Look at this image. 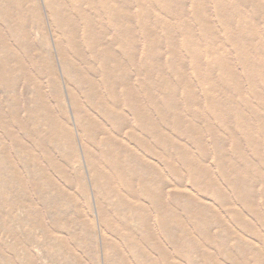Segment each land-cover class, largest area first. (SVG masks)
Wrapping results in <instances>:
<instances>
[{"label": "rangeland", "instance_id": "obj_1", "mask_svg": "<svg viewBox=\"0 0 264 264\" xmlns=\"http://www.w3.org/2000/svg\"><path fill=\"white\" fill-rule=\"evenodd\" d=\"M30 1L22 5L26 17L23 20V27L35 50L33 54L36 55L37 51L43 50L46 46L51 57L64 102V119L70 127L74 145L71 149L67 148L65 139L61 136L60 155L55 157V161L64 172L58 175L51 174L54 181L53 190L62 194L60 201L62 228L57 234L62 240L59 242L57 239H46L45 233L37 226H34L33 232H26L15 222V219H18L22 223L30 209L36 207L39 202V196L36 197L30 190L26 196L18 195L15 200L16 207L6 218L13 224L17 236L26 244L24 247L25 251L27 250L26 256H31L34 264H120L119 260L113 259L114 253L120 259L127 257L130 264H141L140 258L137 259L135 256L133 258L129 248L111 235L105 224L106 216L107 220L118 228L122 225L121 219L123 221V216L126 214L129 216L131 227L137 230L139 226L141 229L138 220L132 216V213L126 211L125 188L121 185L117 186L115 196L109 193L106 182L104 183L103 180L95 182L87 143L78 126L70 97L72 90L75 91L77 88L67 71L69 69L63 66L61 60V44L64 41L60 34L62 29L53 19L58 17L61 0H52L53 10L49 6L51 0H37L41 14L40 25L29 14L34 6L32 2L34 0ZM122 2L126 5L124 13L127 17L123 26L125 34L123 59L126 63L127 55L133 52L136 64L128 66V72L131 84L137 87L139 109L143 113H150L160 138L173 144L167 147L166 154L170 156L168 157L170 167L181 174L183 179L181 184L152 153L130 141L129 131L134 127L127 108L122 104L120 110L127 117V122L119 139L124 143V148H134L138 159L142 158L140 160L142 164L144 163L151 170L158 168L162 172L163 202L172 205L174 197L180 198L173 216L179 218L184 226L177 231L175 237L178 240L187 239L197 248L195 250L194 246L190 245L191 249L194 248L193 252L184 251L180 256L174 253L172 246L171 248L164 246L168 251L169 261L172 264H191L190 260L194 259L195 264H206L205 255H208L214 258L216 264H254V254L262 255L264 260V226L258 224L257 218L253 219L246 210L244 211L242 200L227 184V181L232 179L228 176L230 170H234L237 177L242 176L251 199H248V203H252L259 217L264 216V0H166L165 2L122 0ZM86 7L84 3L81 4L79 12L74 10L73 16L76 17V13L85 17H96L94 11H85L88 8ZM165 7L170 8V12L166 11ZM15 15L16 9L10 17ZM105 22L104 19V25L100 27L104 33L101 45L110 44L116 49L112 28L110 26L109 28ZM11 24L13 32L8 34L7 29L5 30L0 22V31L6 37L9 50L17 49L24 44L20 33L16 30L19 25ZM179 26L183 33L188 35L190 42L188 50L184 49L185 37L178 33ZM236 39L241 42L240 49H237L239 43ZM9 50H0V60L11 53ZM80 50L86 55V62L90 63L92 58L83 41ZM196 52L199 56L197 62H193L190 53L193 55ZM145 54H148L147 60L142 64ZM42 83L44 91L48 92L46 79H42ZM121 93L122 89L119 87L117 97H120ZM164 94L170 109L164 105ZM30 95L31 93L28 92V96ZM79 99L80 104L84 106L83 96ZM48 103L52 105V99H48ZM208 107L220 114L223 113L222 122L216 118L218 112L208 110ZM232 111L238 112L236 117L240 121L234 117ZM91 113L97 115L95 110ZM161 118L165 119L164 124H161ZM137 133L140 137L145 136L143 128L138 129ZM196 141H199L204 149L203 155L201 153L202 157ZM215 147L220 149L219 152ZM99 151L101 148L98 151L94 150L91 155L96 164L100 162ZM155 151L162 153V149L157 145ZM180 152L189 155L187 160H202V170L205 171V175L200 174L201 176L197 177L203 186L207 178L214 179L216 187L221 188L227 200L225 205L220 204L211 193L205 191L200 193L192 187L189 176L184 173L185 168L177 159V154ZM124 156L127 158L125 153ZM133 163L136 162H131L129 166H136L137 175L130 179L134 189L138 191L137 183L143 178V174L139 166ZM113 164H115L114 160H108L103 167L100 165V170L109 171ZM123 165H126L125 161ZM38 167H43L42 160ZM100 170L97 171L98 179ZM77 174L82 176L86 195L75 184ZM204 178L206 180H203ZM24 180L26 183L29 182L27 178ZM25 187L28 188V184ZM153 191L154 194L159 195L158 191L155 189ZM145 198L138 195L134 207L146 206ZM186 200H191L196 207H200L202 216L205 213L203 217L206 220V227L203 226L201 230L202 234L210 239L202 240L191 226L193 225L191 219L184 216L181 210ZM1 203L3 202L0 197V206ZM4 220L5 215L1 214L0 209V224ZM67 220L73 223L72 241L65 235L64 223ZM237 221H244L249 229L256 230L258 234L252 235ZM44 222L49 225L48 220ZM150 225L157 239L162 243L157 222L152 220ZM2 227L3 225H0V228ZM223 234H227V237H222ZM220 238H223L224 242H221ZM112 240L113 246L116 250H120V253L108 248L109 241ZM141 245L145 249L147 243ZM219 245L221 250L229 255L219 254L217 251ZM69 247L74 251L69 250ZM243 251L244 253L241 254ZM151 255L157 257L155 252ZM0 264L5 263L0 262Z\"/></svg>", "mask_w": 264, "mask_h": 264}, {"label": "bare ground", "instance_id": "obj_2", "mask_svg": "<svg viewBox=\"0 0 264 264\" xmlns=\"http://www.w3.org/2000/svg\"><path fill=\"white\" fill-rule=\"evenodd\" d=\"M159 1L165 2L166 0ZM29 2L31 1L0 0L1 24L5 27V30L7 29L8 34L13 32L10 27L11 23L19 25L16 30L20 33L24 43L23 46L17 49L9 50L6 37L0 31V50L4 49L11 52L0 60V197L3 202L0 209L1 214L5 215L4 222L0 224L3 225L0 228V262L5 264H34L32 257L26 256L27 250L25 251L24 248L26 244L17 236L13 224L6 218L8 213L16 207L15 200L18 195L19 197L26 196L29 190L36 197L39 196V202L36 207L30 209L22 223L18 219H15V222L21 230L26 232H33L34 226H37L45 233L46 239H57L59 242L62 240L57 236L62 228L60 221L62 194L53 190L54 181L51 174L58 175L64 172L55 161V157L60 155L61 136L64 137L67 148L74 147L70 127L64 119V102L55 76L54 64L50 60L51 57L46 50V46L43 50L37 51L36 55L33 54L35 50L30 44L27 32L23 27V20L26 17H24L25 12L22 5ZM32 2L34 6L29 14L40 25L41 14L37 6L38 2L37 0ZM50 2L49 6L53 10L54 5L52 3L54 1L51 0ZM83 3L88 7L85 11H94L96 17H85L83 14L77 15L76 13V17L73 16V11L79 12V7ZM15 9V17H10ZM125 9L126 5L122 0H61L58 17H53V19L57 21L58 25L60 24L59 26L62 29L60 34L64 38L62 42L64 46L61 44V60L63 66L69 69L67 71L77 88L75 91L72 90L70 97L78 126L87 143L90 166L95 174V182L101 180L104 183L106 182L109 193L115 196L117 186L121 185L125 188L127 192L125 198L127 200L126 211L133 214L132 216L140 223L141 229L139 226L137 227L138 231L133 229L129 216L126 214L123 216V221L121 219L122 225L118 228H115L114 223L112 224L107 220L108 217L105 214L106 227L111 235L117 237L121 244L129 248L133 258L134 256L137 259L140 258L139 262L141 264H172L169 261L168 251L164 246H172L174 253L180 256L184 251L188 253V251L193 252L194 248L197 249L196 245L187 239L178 240L175 237L177 231L183 229L184 226L179 218L173 216L180 198L174 197L172 205L165 204L161 196L164 188L162 172L158 168L151 170L150 167L144 163L142 164L140 161L142 158L138 159L134 148H124V143L119 139L123 126L127 122V117L120 110L122 104L127 108L128 115L131 117L130 121L134 127L129 131L130 141L133 144L135 143L137 147L142 146L146 151L152 153L181 184L183 181L181 174L170 167L168 162L170 156L166 154L167 147L173 144L164 138H160L157 126L152 121L150 113H143L139 109L137 87L131 84L130 73L128 72V66L136 64L133 52L127 55V64L123 59V39L125 37L123 26L127 19L124 13ZM164 9L170 12V8L165 7ZM10 10L11 13H9ZM104 19L108 27L112 28L116 49H113L110 44L101 45L104 33L100 27L104 25ZM178 33L185 37L183 46L185 50H188L190 44L188 35L183 33L180 26ZM81 41L89 50L92 58L90 63L86 62V55L80 50ZM237 42L240 45H237V49H240L241 42L240 40H237ZM241 50L244 49L241 48ZM147 56L148 54L143 56L142 64L147 60ZM198 56L199 53L197 52L193 55L190 53V59L193 62H197ZM97 77L99 80H97ZM127 77L129 79H126ZM42 79L47 81L48 92L44 91ZM145 79L147 78L145 77ZM20 85H22L21 88ZM119 87H121L122 93L120 97H117L116 93ZM133 88L135 90H132ZM28 92L31 93L30 96H28ZM80 96H83L84 106L80 104ZM48 99H52V105L48 103ZM164 100L165 107L170 109L166 102V94H164ZM194 105H196V102ZM213 107L216 106L213 105ZM210 109L213 110L208 107V110ZM92 110L97 112L96 116L91 113ZM232 112L236 117L238 112ZM216 118L222 122L223 113L218 112ZM160 121L161 124L165 123L164 118H161ZM140 128H143L145 132L143 137H140L137 133ZM148 139L152 142H148ZM156 145L162 149L161 154L156 153ZM196 146L200 157H202L204 149L201 143L196 141ZM233 146H235L234 143ZM100 148V162L96 164L91 155L94 150L98 151ZM103 149L106 151H103ZM215 150L219 152L220 149L215 147ZM124 153L127 158H125ZM235 155L237 154L235 153ZM188 157L189 155L187 156L184 152L177 154V159L180 165L185 168L184 173L189 176L192 187L200 193L203 191L211 193L218 199L220 204L225 205L227 200L222 194L221 188L216 187V181L204 178L203 180L206 181L203 186L198 178L201 176L200 174L205 175V171L202 170V160H187ZM41 160L43 167H38ZM68 160L70 161V159ZM108 160H114L115 164L110 166L109 171H101L100 165L103 167ZM124 161L126 165H123ZM131 162H136L133 164L138 165L143 174V178L137 183L138 191L134 189V184L130 179V177L137 175L136 166H129ZM220 162L219 168H221ZM98 170L101 171L99 179L97 178ZM228 176L232 179L228 180L227 184L232 192L242 200L244 211L246 210L253 219L257 218L258 224L264 226V216L259 217L255 213L252 203H248L250 197L243 177H237L234 170H230ZM24 178H27L29 182L26 183ZM66 181L68 180L66 179ZM27 184L28 188L25 187ZM75 184L86 195V187L81 175L77 174L75 176ZM154 189L159 192V195L154 194ZM108 191L106 188L107 194ZM138 195L146 197L147 205L142 206L143 208H137L133 205ZM191 200H186L182 204L181 211H183L186 218L191 219L193 224L191 226L202 240L210 239L204 236L201 230L203 226L206 227V220L203 217L205 213L202 216V209L196 207ZM85 204H87V201H85ZM137 213L139 215H136ZM45 220H48V226L45 224ZM152 220L157 222L162 243L159 242L150 225ZM237 222L252 235L258 234L256 230L249 229L244 221ZM64 224L66 227L65 235L72 241L74 237L73 223L71 220H67ZM222 237H227V234H223ZM220 240L224 242L223 238H220ZM109 242L108 248L115 249L113 246L114 241ZM141 243H147L145 249L142 248ZM190 245L194 248L191 249ZM69 250L74 251L71 247H69ZM116 251L120 253V250ZM217 251L221 255H229L221 250L220 245L217 247ZM152 252H155L157 257L151 255ZM243 253L244 251L241 254ZM188 256L193 257L189 254ZM113 259L119 260L120 264H130L127 257H125L126 260L120 259L115 253ZM205 259L206 264H216L211 256L205 255ZM253 260L254 264H264L262 255L254 254ZM190 263L195 264L194 259H191Z\"/></svg>", "mask_w": 264, "mask_h": 264}]
</instances>
